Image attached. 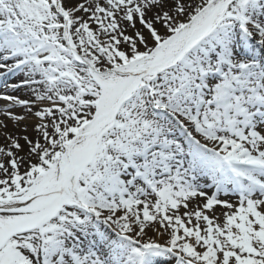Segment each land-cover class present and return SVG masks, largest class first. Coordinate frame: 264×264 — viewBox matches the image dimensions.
<instances>
[{"label":"snow or ice","instance_id":"obj_1","mask_svg":"<svg viewBox=\"0 0 264 264\" xmlns=\"http://www.w3.org/2000/svg\"><path fill=\"white\" fill-rule=\"evenodd\" d=\"M0 102V264H264V0H0Z\"/></svg>","mask_w":264,"mask_h":264},{"label":"bare ground","instance_id":"obj_2","mask_svg":"<svg viewBox=\"0 0 264 264\" xmlns=\"http://www.w3.org/2000/svg\"><path fill=\"white\" fill-rule=\"evenodd\" d=\"M18 94L23 95V93H18ZM0 103H2V102H0ZM32 122H33V121H30L29 123H32ZM29 133L32 134V135H35V133L32 132V129H31V128H29Z\"/></svg>","mask_w":264,"mask_h":264}]
</instances>
